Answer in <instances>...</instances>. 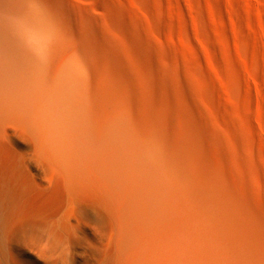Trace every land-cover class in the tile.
Returning <instances> with one entry per match:
<instances>
[{"label": "bare ground", "instance_id": "bare-ground-1", "mask_svg": "<svg viewBox=\"0 0 264 264\" xmlns=\"http://www.w3.org/2000/svg\"><path fill=\"white\" fill-rule=\"evenodd\" d=\"M144 6L0 0V264H264L256 96Z\"/></svg>", "mask_w": 264, "mask_h": 264}, {"label": "rangeland", "instance_id": "rangeland-1", "mask_svg": "<svg viewBox=\"0 0 264 264\" xmlns=\"http://www.w3.org/2000/svg\"><path fill=\"white\" fill-rule=\"evenodd\" d=\"M150 10L159 19L165 16L159 25L175 36V52L204 64L214 81L224 84L220 72L247 78L241 90L256 96L264 132V0H145L144 11ZM129 12L139 14L131 4Z\"/></svg>", "mask_w": 264, "mask_h": 264}]
</instances>
